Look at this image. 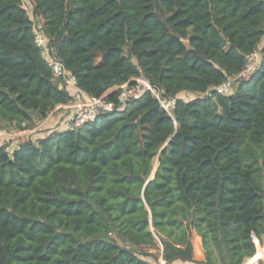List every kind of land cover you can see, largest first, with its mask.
<instances>
[{
	"label": "trees",
	"instance_id": "obj_1",
	"mask_svg": "<svg viewBox=\"0 0 264 264\" xmlns=\"http://www.w3.org/2000/svg\"><path fill=\"white\" fill-rule=\"evenodd\" d=\"M27 2L76 88L115 109L11 151L0 145V264H159L151 250L165 264H255L264 0ZM254 52L258 66L217 94ZM138 78L175 99L171 116L149 91L119 104L115 88ZM68 88L34 43L22 0H0V130H32L73 101Z\"/></svg>",
	"mask_w": 264,
	"mask_h": 264
},
{
	"label": "built area",
	"instance_id": "obj_2",
	"mask_svg": "<svg viewBox=\"0 0 264 264\" xmlns=\"http://www.w3.org/2000/svg\"><path fill=\"white\" fill-rule=\"evenodd\" d=\"M34 43L40 49L41 55L44 57L48 67L51 69L52 75L55 80H62L65 85L69 87L73 86L78 93L84 95L79 89L76 88L74 78L67 73L63 65L53 56L49 54L48 40L43 34L39 24L33 23ZM259 64V56L256 52L246 57V62L243 71L238 77L228 78L226 82L220 84L215 88L217 94L224 96L230 95L233 91V86L237 82V78L247 77ZM136 83L133 86L123 84L115 89L121 90L119 96V104L124 105L129 99L140 97L145 91H149L151 96L158 102L159 106L169 115H172V111L175 106V99H168L162 96L156 87L151 86L144 78L135 79ZM83 97V96H82ZM85 102L79 104L72 114V116L64 124L63 130L73 131L86 123L93 121L99 112H110L115 109V105L111 102H106L103 97L98 99L89 98L86 95Z\"/></svg>",
	"mask_w": 264,
	"mask_h": 264
},
{
	"label": "rangeland",
	"instance_id": "obj_3",
	"mask_svg": "<svg viewBox=\"0 0 264 264\" xmlns=\"http://www.w3.org/2000/svg\"><path fill=\"white\" fill-rule=\"evenodd\" d=\"M23 7L26 10L27 15L29 16V19L33 21H36L32 16H31V9L30 5L27 2V0H22ZM36 24H38L36 22ZM69 93L73 95V98L79 103L82 104L85 102V98L81 96L80 93L77 92V90L71 86L68 88ZM185 96V95H183ZM186 97V96H185ZM187 98V97H186ZM185 98V99H186ZM77 108L73 110H66V109H59L53 113V116L51 118V121L49 122L50 119V114L47 118L45 119L46 121H41L36 124V126L32 130H25V131H18L16 128H8L6 130H0V145L2 144H7L9 151L14 149L18 143L22 142L25 139H32V140H37L40 137H45L47 135H50L53 132H60L64 128V124L69 118L71 117L72 113L76 111ZM56 110V109H55ZM56 116V118H54ZM48 121V122H47ZM157 167V160H153V170H152V175ZM200 239V238H199ZM192 243H193V258L196 262H202L203 259L201 258V243L199 244L198 240H196V235H193L192 238ZM264 250V249H263ZM150 253L153 255V261L158 262L159 264H165L162 261L161 254L159 250H151ZM258 253V246H257V251L255 255ZM204 257V255H203ZM264 259V251L260 255H257V259ZM260 261V260H258ZM245 263V262H244ZM243 263V264H244ZM179 264V263H178Z\"/></svg>",
	"mask_w": 264,
	"mask_h": 264
},
{
	"label": "crops",
	"instance_id": "obj_4",
	"mask_svg": "<svg viewBox=\"0 0 264 264\" xmlns=\"http://www.w3.org/2000/svg\"><path fill=\"white\" fill-rule=\"evenodd\" d=\"M71 96H72V98H73V95H71ZM81 96L84 97L85 95H81ZM78 105H79V103L73 98V101H72L70 104H68V105H62V106H58V107H56V108H55L56 110L54 109L53 112L50 114L49 122L51 121V118H52L53 113H54L55 111H57V110H59V109L73 110V109L77 108ZM73 113H74V112H73ZM73 113H72V114H73ZM54 118H56V116H55ZM44 121H46V120H44ZM47 122H48V121H47ZM51 122H53V121H51ZM47 136H48V135H47ZM40 138H42V137H40ZM196 240H198V242H199V244H200V239H199L198 236H196ZM257 246H258V250H262V249H264V241H263V244H262V245H257ZM200 247H201V246H200ZM201 258L204 259L202 249H201ZM253 258H254V257L247 259V260L245 261L244 264H250V263H251V260H252ZM258 260L264 262V259H261V258L259 257V259H257V260L255 261V264H258V263H259Z\"/></svg>",
	"mask_w": 264,
	"mask_h": 264
}]
</instances>
